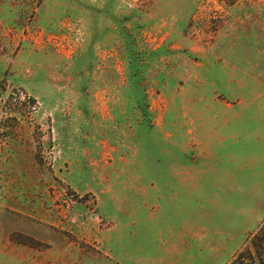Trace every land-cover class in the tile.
<instances>
[{
  "label": "rangeland",
  "instance_id": "374dc122",
  "mask_svg": "<svg viewBox=\"0 0 264 264\" xmlns=\"http://www.w3.org/2000/svg\"><path fill=\"white\" fill-rule=\"evenodd\" d=\"M257 100L264 0H0V264L245 262Z\"/></svg>",
  "mask_w": 264,
  "mask_h": 264
},
{
  "label": "trees",
  "instance_id": "16d2710c",
  "mask_svg": "<svg viewBox=\"0 0 264 264\" xmlns=\"http://www.w3.org/2000/svg\"><path fill=\"white\" fill-rule=\"evenodd\" d=\"M240 253L232 264H264V220L250 241V247L245 249V262Z\"/></svg>",
  "mask_w": 264,
  "mask_h": 264
},
{
  "label": "crops",
  "instance_id": "0c3cea01",
  "mask_svg": "<svg viewBox=\"0 0 264 264\" xmlns=\"http://www.w3.org/2000/svg\"><path fill=\"white\" fill-rule=\"evenodd\" d=\"M255 102L256 101L249 103L248 105H246L245 108L252 106V108H251L252 114L250 113V115H252V118H255V121L253 123H255L256 129H264V100L260 101V102L258 101V103H260V104H256ZM260 111H263V112H260ZM248 129H250V128L247 127V129H245V133L247 132ZM252 129H254V128H252ZM248 134H250V133H248ZM245 139H246V137H245Z\"/></svg>",
  "mask_w": 264,
  "mask_h": 264
}]
</instances>
